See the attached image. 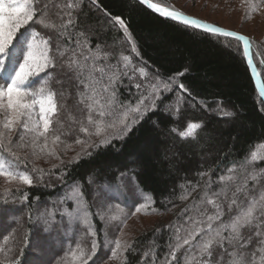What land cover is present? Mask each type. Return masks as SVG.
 I'll use <instances>...</instances> for the list:
<instances>
[{
  "label": "trees",
  "instance_id": "16d2710c",
  "mask_svg": "<svg viewBox=\"0 0 264 264\" xmlns=\"http://www.w3.org/2000/svg\"><path fill=\"white\" fill-rule=\"evenodd\" d=\"M153 2L192 16L196 13L195 17L202 20L207 19L212 12L216 14L221 9L226 12V8H235L236 5L237 9L240 7L244 11V18L246 17V9L241 0ZM263 10L252 13L250 18L243 20L256 21ZM105 11L113 16L119 15L126 21L139 55L132 52L123 31L118 26H113L110 18L105 16ZM83 13L88 15L87 24L90 27L87 34L91 46L94 48L100 44L105 51L112 53L109 63L116 64L121 55H127L131 58L129 75H132L133 67H145L150 75H159L164 80L184 73L178 79L188 87L189 92L183 94L179 112H176L175 107L168 109L176 101L177 92L163 93L162 100L157 101V108L148 112L123 140L116 139L107 146L89 149L92 155L82 158L76 164L65 163L67 176L64 183L57 181L55 177H45L44 182H37L29 187L16 182L6 183L0 177V200L10 201L7 205L0 203V208L8 209L7 214L0 215V243H3L4 236L15 230L14 239L8 245L13 248L12 255L15 256L19 255V249L23 247L26 232L31 230L33 239L39 236L41 242L38 246L30 245L24 249L21 264H64L63 258L77 243L90 250L93 237L87 235V229L78 220L61 215L65 209L69 212L76 209V203L65 199V196L74 183H79L85 193L86 210L91 214L92 224L97 231L95 239L101 246L97 257L93 258L95 264L109 261L110 247L106 248L103 243L105 233L108 232L114 239L119 233V228L112 231L114 226L107 224L106 219L101 220L99 213L108 212V206L111 205V214H119L115 207L119 204L126 208L124 211L129 215L140 202L124 205L128 203L125 195L130 193L132 197L138 198V191L147 195L151 207L158 211L153 212L149 208L136 214L156 220L150 226L135 232L129 239L134 244L133 250L125 254L126 264H153V251L156 253V264H163V257L168 253L167 242L171 236V230L166 226L176 221L178 214L192 199H179L182 194L181 186L190 190L191 184L203 183L198 173L214 167L225 153L229 154L230 159H242L252 150H257L258 144L264 143V101L246 63L243 47L236 39L217 36L166 19L137 0H98V7L92 5L91 0H84ZM218 18L219 16L214 18L211 23L220 25ZM81 23H85L83 15ZM37 30L42 33L47 31L38 26ZM249 38L252 42L253 60L264 83V64L256 56L257 49L264 53V40L252 36ZM57 79L63 83L53 82L51 87L57 93H63L57 97L59 103L64 105L60 119L65 125H69L67 115L71 114L77 119L82 116L78 110L82 106L77 105L76 81L71 78V74H61L59 69ZM135 83H143L138 73L133 80L123 77L117 82L118 98L121 101L135 104L139 98ZM218 105L234 115L222 118L217 111ZM190 121L202 122L204 127L198 132L196 139H181L179 132ZM173 128L176 129L175 132L172 131ZM77 134L83 135L78 133V126H73L68 142L71 143ZM14 150L22 158L27 157L29 172L33 166L47 170L57 163L53 158L33 157L30 148ZM79 150L80 147L74 145L67 153L59 149L58 152L67 162ZM255 167L264 169V160L259 161ZM19 170L25 171V165L20 164ZM54 171L58 174L60 169ZM121 173L126 175L122 177ZM33 176L36 174L33 173ZM90 177L93 178V183H89ZM17 187L20 188L19 192L16 191ZM6 188L11 191L5 192ZM116 189L125 194L120 202L115 195ZM24 194L28 195V200L21 203L20 197ZM192 196L196 197L197 193L194 192ZM48 211L53 213L51 217L47 216ZM105 224L108 225L107 228ZM158 228L161 229L159 233L156 231ZM145 252L149 253L146 258ZM93 261H89V264H93ZM112 264H118V261L112 260Z\"/></svg>",
  "mask_w": 264,
  "mask_h": 264
},
{
  "label": "snow or ice",
  "instance_id": "6c2138e0",
  "mask_svg": "<svg viewBox=\"0 0 264 264\" xmlns=\"http://www.w3.org/2000/svg\"><path fill=\"white\" fill-rule=\"evenodd\" d=\"M83 3L84 0H0V177L6 183L16 182L31 187L44 182L45 177H55L64 183L67 176L65 163L76 164L92 155L89 149L107 146L116 139L123 140L148 112L157 108V101L162 100L163 93L177 92L176 101L168 109L175 107L179 112L183 94L189 92L178 79L184 73L164 80L159 75H150L145 67H133L132 75H129L131 58L127 55H121L116 64L109 63L112 53L105 51L100 44L94 48L91 46L87 34L90 25L87 24L88 15L83 13ZM139 3L185 26L212 34L235 36L245 45L244 56L248 66L257 76L260 75L255 72L250 51L252 42L247 36L202 23L153 0H139ZM241 3L246 9L245 18L264 9V0H241ZM91 4L98 7V0H91ZM104 14L114 27L118 26L123 31L132 52L139 55L126 21L107 11ZM81 15L85 22L83 25ZM37 26L47 31L42 33ZM256 56L264 64V53L257 49ZM57 69L63 75L71 74L76 81L77 105L82 106L78 109L82 113L81 118L69 114V125L60 119L64 105L57 97L63 93H57L51 87L53 82L63 83L57 79ZM136 73L143 81L134 84L139 98L135 104L125 103L118 98L116 84L123 77L133 80ZM37 77L40 79L36 80ZM36 84L39 86L34 87ZM260 96L264 98V84L260 87ZM217 111L225 119L234 115L220 105ZM73 126H78V133L83 135L77 134L69 143ZM203 127L202 122L190 121L179 136L181 139H196ZM74 145L80 150L65 162L58 149L67 153ZM24 148H30L31 155L37 159L49 157L57 163L47 170L33 166L29 172L27 157L22 158L14 150ZM261 160H264V143L258 144L257 150H252L242 159H230L225 153L214 167L198 173L203 183L189 182L190 190L181 186L179 199H192L176 221L166 226L171 230V236L163 264H182V261L183 264H264V169L255 167ZM20 164L25 165V171L19 170ZM55 169H60L58 174ZM125 175L121 173L122 177ZM93 182L90 177L89 183ZM9 191L11 189H5V192ZM16 191L19 192L20 188L17 187ZM194 192L196 197L192 196ZM65 199L73 200L77 207L72 212L65 209L61 215L78 220L93 239L90 250L77 243L63 258L64 264H89L97 257L101 246L95 239L97 231L91 214L86 210L82 186L74 183ZM27 200V194L20 197L21 203ZM0 203L7 205L10 201L2 199ZM115 207L119 214H111L112 206L109 205L108 212H100L99 216L101 220L106 219L107 224L119 228L123 236L131 217L119 204ZM149 208L153 212L158 211L149 202L137 206L131 216ZM7 212V208H0V215ZM46 214L49 217L53 215L51 211ZM156 231L159 233L161 229ZM14 232L4 236L3 243H0V264H21L24 249L30 245L38 246L41 242L39 236L33 239L29 230L23 237L19 255L14 256L13 248L8 246L14 239ZM133 244L134 241L119 237L108 241V259L126 264L125 254L133 250ZM148 255L145 252L144 258ZM152 257L153 264H156L154 251Z\"/></svg>",
  "mask_w": 264,
  "mask_h": 264
},
{
  "label": "rangeland",
  "instance_id": "374dc122",
  "mask_svg": "<svg viewBox=\"0 0 264 264\" xmlns=\"http://www.w3.org/2000/svg\"><path fill=\"white\" fill-rule=\"evenodd\" d=\"M197 6H198V4H197ZM221 7L223 8V5ZM234 7L235 8H226L227 9L226 12H224V11L222 12L223 9L220 10V8H219V10H220L219 12H217L216 14L213 12L210 13V16L205 20L211 22V21L215 20L214 18L219 16V18H218L219 20L217 22L222 27L235 30L237 32H240V33L245 34V35L250 36V37L252 36V37L264 40V10L261 12L259 18L256 19V21L254 20V21L250 22V21H244L243 20V19L247 20V18H244V11L240 7L238 9H237L236 5H234ZM195 14H194V16H195ZM67 117H68V121H70V116L67 115ZM116 191H117V193H115L116 198L118 199V202H120V201H122V199H124L125 194L124 195L121 194L122 193L121 190L116 189ZM127 195H125V197H126V201H128V203H126L124 205H130V203L138 201V202H140V204H139V206H140L142 204L150 202L148 196L145 195L144 193L140 192V191H138L136 193L138 198L132 197V195L130 193H127ZM124 207H126V206H124ZM123 209L126 210V208H123ZM116 214H118V213H116ZM129 216L131 218L127 221V227L124 228V235L121 236V233L119 231L116 238L119 237V238L124 239V240H129L135 234V232H137L138 230H140L143 227L150 226L156 220V218H151L148 216H146V217L145 216H138V215L131 216V213L129 214ZM106 225L107 224H105V227H106ZM107 227H108V225H107ZM106 228H105V230H106ZM115 229H116V227H114L111 230L115 231ZM114 240L115 239L113 238V236H110L108 232H106L105 236H103V243L105 244L106 248H108L107 242L108 241H114ZM112 246H114V245H112ZM104 264H112V260H109L108 262H106Z\"/></svg>",
  "mask_w": 264,
  "mask_h": 264
},
{
  "label": "water",
  "instance_id": "95a60500",
  "mask_svg": "<svg viewBox=\"0 0 264 264\" xmlns=\"http://www.w3.org/2000/svg\"><path fill=\"white\" fill-rule=\"evenodd\" d=\"M137 1H139V0H137ZM160 5H162V4H160ZM144 6H146V5H144ZM162 6H164V5H162ZM147 7V6H146ZM165 7H168V6H165ZM148 8V7H147ZM169 8H171V7H169ZM149 9V8H148ZM171 9H173V8H171ZM151 10V9H150ZM174 10H176V9H174ZM152 11V10H151ZM176 11H179V12H181L182 14H184V15H186V16H188V17H190V18H194V19H197V20H199V21H201L202 23H207V24H210V25H212V26H214V27H219L220 29H222L223 31H229V32H234V33H236V34H238V35H243V36H247V35H245V34H242V33H240V32H237V31H235V30H232V29H228V28H225V27H222V26H220V25H217V24H212L211 22H208V21H205V20H202V19H200V18H198V17H195V16H192V15H189V14H187V13H184V12H182V11H180V10H176ZM155 13V12H154ZM157 14V13H156ZM157 15H159V14H157ZM165 18V17H164ZM167 19V18H166ZM169 20H171V19H169ZM174 22H177V21H174ZM177 23H180V22H177ZM180 24H182V23H180ZM190 27V26H189ZM193 28V27H192ZM198 30H201V29H198ZM203 31V30H202ZM212 34V33H211ZM215 35H217V36H222V37H230V38H233V39H236V37L235 36H224V35H220V34H215ZM248 38H249V36H247ZM237 40V39H236ZM249 40H250V38H249ZM239 41V40H238ZM240 43H241V45H242V47H243V52H244V47H245V45H244V43L242 42V41H239ZM252 48V47H251ZM250 51H251V49H250ZM252 53V52H251ZM245 57V56H244ZM245 60H246V63H247V58L245 57ZM248 65V64H247ZM253 66L255 67V72L256 73H259V71H258V69H257V67H256V64H255V62H254V60H253ZM249 67V66H248ZM249 70H250V72H251V75H252V77H253V80H254V83H255V85H256V88L258 89V91L260 92V87H261V85L262 84H264L263 83V81H262V78H261V76L259 75V76H257L253 71H252V69L249 67ZM262 98V97H261ZM263 99V101H264V98H262Z\"/></svg>",
  "mask_w": 264,
  "mask_h": 264
}]
</instances>
